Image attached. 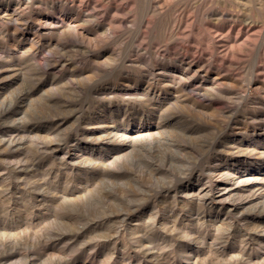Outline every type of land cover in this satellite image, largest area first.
Here are the masks:
<instances>
[{
    "label": "rangeland",
    "instance_id": "obj_1",
    "mask_svg": "<svg viewBox=\"0 0 264 264\" xmlns=\"http://www.w3.org/2000/svg\"><path fill=\"white\" fill-rule=\"evenodd\" d=\"M0 264H264V0H0Z\"/></svg>",
    "mask_w": 264,
    "mask_h": 264
},
{
    "label": "bare ground",
    "instance_id": "obj_2",
    "mask_svg": "<svg viewBox=\"0 0 264 264\" xmlns=\"http://www.w3.org/2000/svg\"><path fill=\"white\" fill-rule=\"evenodd\" d=\"M71 2V1H70ZM153 6V5H152ZM141 21V20H140ZM229 81V80H228ZM218 82V81H217ZM227 82V81H226ZM212 89V88H211ZM219 91V90H218ZM171 101V100H170ZM119 134V133H118ZM122 136V135H121ZM111 138V137H110ZM125 139V138H124ZM256 151V150H255ZM223 171V170H222ZM232 175V174H231ZM245 179V178H244ZM228 182V181H227ZM239 182V181H238ZM218 187V185H217ZM218 194H217V197L218 198H222V197H226L227 195H229V193L231 192V186L230 184H226L224 183V185L222 187H220V189L218 188ZM207 192V191H205ZM216 194V193H215ZM224 197V198H225ZM228 198V197H227ZM225 200V199H224Z\"/></svg>",
    "mask_w": 264,
    "mask_h": 264
}]
</instances>
